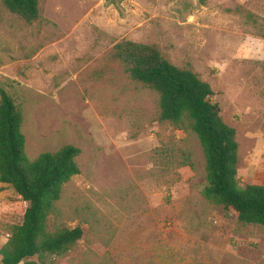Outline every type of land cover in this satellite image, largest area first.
Segmentation results:
<instances>
[{
  "label": "rangeland",
  "instance_id": "374dc122",
  "mask_svg": "<svg viewBox=\"0 0 264 264\" xmlns=\"http://www.w3.org/2000/svg\"><path fill=\"white\" fill-rule=\"evenodd\" d=\"M37 1L26 24L0 0V83L19 90L30 159L80 150L58 210L83 235L50 264H264V226L204 199L195 134L160 121L158 96L109 57L124 40L155 45L196 73L235 131L238 186L264 185V0ZM26 206L0 183V248Z\"/></svg>",
  "mask_w": 264,
  "mask_h": 264
},
{
  "label": "trees",
  "instance_id": "16d2710c",
  "mask_svg": "<svg viewBox=\"0 0 264 264\" xmlns=\"http://www.w3.org/2000/svg\"><path fill=\"white\" fill-rule=\"evenodd\" d=\"M2 5L26 24L40 18L37 0H2ZM109 57L131 80L158 96L160 121L195 134L205 160L204 199L233 214L240 226H264V185L238 186L236 134L212 103L210 86L193 71L171 64L155 45L124 40ZM21 101L12 81L0 83V183L27 204L21 223L10 229L0 248V264H50L65 257L83 235L80 226H65L58 210L64 185L80 173V150L65 145L30 159ZM73 213L82 223L98 227L103 220L99 212ZM106 257L97 264H113Z\"/></svg>",
  "mask_w": 264,
  "mask_h": 264
}]
</instances>
